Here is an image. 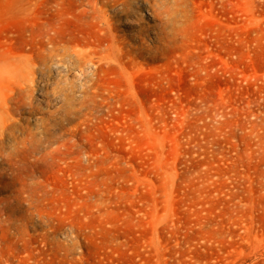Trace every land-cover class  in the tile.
<instances>
[{"label":"rangeland","instance_id":"374dc122","mask_svg":"<svg viewBox=\"0 0 264 264\" xmlns=\"http://www.w3.org/2000/svg\"><path fill=\"white\" fill-rule=\"evenodd\" d=\"M0 264H264V0H0Z\"/></svg>","mask_w":264,"mask_h":264},{"label":"bare ground","instance_id":"6f19581e","mask_svg":"<svg viewBox=\"0 0 264 264\" xmlns=\"http://www.w3.org/2000/svg\"><path fill=\"white\" fill-rule=\"evenodd\" d=\"M115 37V36H114ZM88 39V38H87ZM78 40V39H77Z\"/></svg>","mask_w":264,"mask_h":264}]
</instances>
